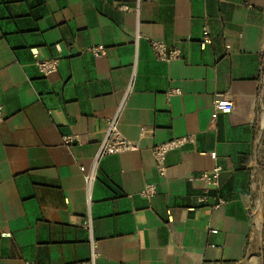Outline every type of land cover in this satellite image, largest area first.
<instances>
[{"label":"crops","instance_id":"0c3cea01","mask_svg":"<svg viewBox=\"0 0 264 264\" xmlns=\"http://www.w3.org/2000/svg\"><path fill=\"white\" fill-rule=\"evenodd\" d=\"M0 102V264L83 261L91 238L95 264H264V0H0ZM111 116L138 149L94 162ZM182 134L159 176L152 146Z\"/></svg>","mask_w":264,"mask_h":264},{"label":"built area","instance_id":"2783aa9c","mask_svg":"<svg viewBox=\"0 0 264 264\" xmlns=\"http://www.w3.org/2000/svg\"><path fill=\"white\" fill-rule=\"evenodd\" d=\"M150 48L155 53V56L159 60L170 61L178 59L181 56V49L177 46H167L165 42L157 39H148ZM94 56H98L104 53L105 47L102 44H96L89 46L87 48ZM58 63L57 57H50L44 59H38L35 61V64L39 72L43 75H48L56 70V65ZM178 88H170L165 94L168 98L172 94L179 93ZM233 106L232 100L224 95L218 94L214 96L211 104V114L210 118L214 119L218 112H228ZM3 106L0 102V122L3 120ZM62 142L64 144L71 143L73 136L72 135H62ZM193 141L192 134H182L179 136H173L163 142L156 143L151 148V153L153 156L154 167L157 174L161 177L164 176L167 165H166V154L174 149L180 148L187 143ZM138 149V144L135 141H132L124 137L118 126L117 116H111L106 119V127L103 132V136L98 144V149L96 155L93 159L95 162L98 158L107 154H115L124 151H133ZM211 156L214 157V152L211 153ZM80 169L83 170V166H80ZM222 170L220 164H215L211 169L201 170L195 175H190L189 180H198L202 184V191L199 194L195 195L194 201L196 204H205L208 202V190L210 187H218L219 185V175ZM85 180L89 183L92 180V174H85ZM155 193V185L153 183H146L144 187L140 190V194L149 197ZM90 253L89 257L86 260L73 262L70 264H95V259L97 257V249L95 241L91 238L90 241ZM23 264H39L36 261L24 260Z\"/></svg>","mask_w":264,"mask_h":264}]
</instances>
